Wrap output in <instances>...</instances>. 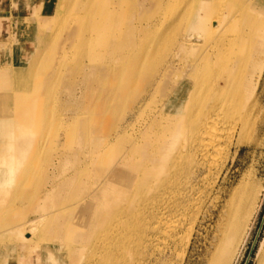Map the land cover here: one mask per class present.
<instances>
[{
    "label": "bare ground",
    "instance_id": "1",
    "mask_svg": "<svg viewBox=\"0 0 264 264\" xmlns=\"http://www.w3.org/2000/svg\"><path fill=\"white\" fill-rule=\"evenodd\" d=\"M258 72L264 0H2L0 264H172L160 241L246 144ZM55 97L73 147L36 185Z\"/></svg>",
    "mask_w": 264,
    "mask_h": 264
},
{
    "label": "rangeland",
    "instance_id": "2",
    "mask_svg": "<svg viewBox=\"0 0 264 264\" xmlns=\"http://www.w3.org/2000/svg\"><path fill=\"white\" fill-rule=\"evenodd\" d=\"M49 47L45 49H52ZM255 79L257 88L252 99L255 125L247 135L246 144L234 147L229 161L227 152L216 158L219 168L227 163L228 166L223 169L215 189L211 191V186L205 183L191 198L186 225L179 238L170 247L160 241L158 252L170 254L172 264H264V72H258ZM105 85L108 90L113 89L116 79L103 82L107 90ZM74 102L75 99L71 101L66 97L58 102L55 97L54 105L48 107L50 124L41 139L40 181L36 185L43 184L44 171L53 168L51 164H67V159L59 160V156L68 154L69 157L73 147L68 127L74 123L70 125L68 116L72 112L68 111L77 108ZM78 116L84 117L83 114ZM86 124L76 122L77 133ZM0 141L5 143L3 138ZM212 177L217 178L216 174ZM33 190L37 191L36 187Z\"/></svg>",
    "mask_w": 264,
    "mask_h": 264
}]
</instances>
